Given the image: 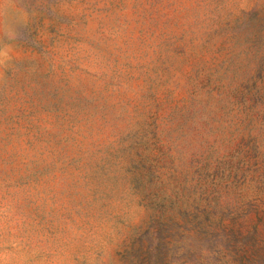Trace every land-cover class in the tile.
Instances as JSON below:
<instances>
[{
	"label": "rangeland",
	"instance_id": "rangeland-1",
	"mask_svg": "<svg viewBox=\"0 0 264 264\" xmlns=\"http://www.w3.org/2000/svg\"><path fill=\"white\" fill-rule=\"evenodd\" d=\"M0 264H264V0H0Z\"/></svg>",
	"mask_w": 264,
	"mask_h": 264
}]
</instances>
